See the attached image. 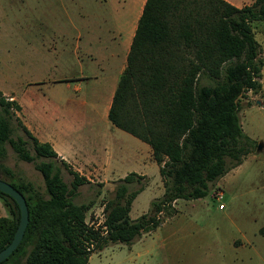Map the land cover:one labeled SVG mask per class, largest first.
Segmentation results:
<instances>
[{
    "label": "trees",
    "instance_id": "16d2710c",
    "mask_svg": "<svg viewBox=\"0 0 264 264\" xmlns=\"http://www.w3.org/2000/svg\"><path fill=\"white\" fill-rule=\"evenodd\" d=\"M261 20L264 0L241 7L227 0H146L108 118L151 146L165 192L148 213L133 220L131 205L141 189H130V183L143 176L130 172L121 178L115 196L107 200L106 237L85 224L94 201H74L87 177L35 136L14 112L19 104L0 90V160L7 144L21 160L49 159L35 163L47 195L30 181L16 179L0 162V178L24 194L29 209L21 243L0 264H87L88 239H98L97 250L109 243L131 244L172 217L174 201L206 196L211 183L240 165L257 146L244 131L239 111L248 92L262 89L264 62L252 25ZM14 118L29 139L13 136ZM59 163L73 175L70 185ZM0 199L8 210L0 216L1 251L12 241L21 211L1 190Z\"/></svg>",
    "mask_w": 264,
    "mask_h": 264
},
{
    "label": "rangeland",
    "instance_id": "374dc122",
    "mask_svg": "<svg viewBox=\"0 0 264 264\" xmlns=\"http://www.w3.org/2000/svg\"><path fill=\"white\" fill-rule=\"evenodd\" d=\"M244 1L248 4L250 0ZM113 13L101 0H0V90L17 94L29 113L27 101L39 104L49 123L53 104L63 108L66 119L79 120L93 110L96 117L103 118L102 111L92 107L105 97L123 58ZM252 25L264 62V20ZM99 32L102 44L95 42ZM99 49L97 56H91L89 51ZM96 73L101 75L98 80L85 78ZM261 82L258 93L250 91L242 98L239 111L244 131L257 144L243 162L211 183L206 196L180 201L178 214L137 241L133 250L127 244L109 243L94 255L97 264H264V64ZM13 126L14 137L29 139L16 118ZM103 126L102 121L93 131L87 126L82 132L86 141H101L103 135L97 130ZM29 148L35 154L31 141ZM40 160L49 159L21 160L7 144V155L0 162L12 169L16 179L30 181L47 195L44 178L35 168ZM59 164L63 179L70 185L73 175ZM0 176H4L1 169ZM117 184L113 189L84 184L74 201L93 200V207L97 206L115 196ZM139 186L136 183L131 189ZM219 190L223 191L220 199ZM154 192L153 186L145 188L133 205V217L151 207ZM132 251L134 261H130Z\"/></svg>",
    "mask_w": 264,
    "mask_h": 264
},
{
    "label": "crops",
    "instance_id": "0c3cea01",
    "mask_svg": "<svg viewBox=\"0 0 264 264\" xmlns=\"http://www.w3.org/2000/svg\"><path fill=\"white\" fill-rule=\"evenodd\" d=\"M227 1L239 7L247 4L244 0ZM253 1L254 0H250L248 4L252 3ZM101 2L109 4V6L112 8V11L114 12V27L120 36L119 40L116 42L118 44L117 46H119L118 51L121 55H123L118 75H115V77L111 80V85L106 89L105 97L103 99L100 98L99 100H101V102L94 104L92 107L95 109L99 108L100 111H102L103 118L99 119V117H96V112L93 114L94 110L92 109L93 111L89 113L91 115L85 116L82 119H66L63 108H61L59 105L53 104L51 110V116L53 119L51 123H49L47 119V112L40 108L39 104L32 102V100L27 101L31 110L29 113L26 110V103H23L17 94L13 92L7 93L3 92L2 90L1 91L4 95L11 96L12 99L19 104L20 109L16 112L17 117L23 122V124L40 141L49 142L58 153L60 159L64 160L81 175L87 177L89 180V182H87L88 184L97 183L104 188L113 189V185L119 183L120 179L124 178L130 172H135L139 175H142L143 177L141 181L137 180L130 183V189L132 186L136 185V183L140 184V186L135 189H141L131 205L130 217L134 220L142 214L148 213L150 211L151 207L147 211H142L136 217L131 215L134 203L142 194V192H144L147 186H153L155 191L153 198L151 199V203L153 200L159 199L164 195L165 187L163 178L160 174V165L155 161L152 148L148 143L142 141L134 135L133 137L136 139L132 138L129 136L130 133L116 127L110 120L108 121L107 118L118 80L126 66L127 55L129 53L138 21L142 14L146 0H101ZM101 35V32L95 35V42L102 44ZM115 48L117 51V47ZM99 51L100 49L89 52H91V56H97ZM114 54L112 53V56L115 57ZM100 76L101 75L96 73V75L93 74L83 77L94 78V80H98ZM75 89L79 90L80 87L76 86ZM81 104L87 107V102L85 100H82ZM101 121L104 123V126L101 128V130L99 129L97 131L101 132L103 139L93 143L86 141V136H84L82 132L85 130V128H87V126H91V128L89 127L88 130L93 131V126H97ZM91 173H93L96 178L91 176ZM182 200L189 201L192 199H177L174 201L173 206L175 207V213L171 218L178 214V204ZM94 207H96V205ZM94 207L92 206L88 212ZM0 216H7L5 206L1 199ZM165 222H167V220L164 221L163 224ZM151 233L152 232L145 233L134 240L131 244H127L130 247L129 249L133 250L137 241H141L145 235ZM114 244L124 243H112L110 245ZM105 247H103V249ZM103 249L91 254L87 264H97V260L94 261L93 259L94 255ZM167 250L169 251L168 246ZM132 253L133 255L130 257V261L135 260L136 255L134 251H132ZM140 254L141 253L138 252V256Z\"/></svg>",
    "mask_w": 264,
    "mask_h": 264
},
{
    "label": "water",
    "instance_id": "95a60500",
    "mask_svg": "<svg viewBox=\"0 0 264 264\" xmlns=\"http://www.w3.org/2000/svg\"><path fill=\"white\" fill-rule=\"evenodd\" d=\"M262 146H263L262 143L258 145L259 151L262 149ZM0 190L12 196L18 203L21 211L20 222L12 241L4 249L0 251V262H1L6 258H8L21 243L29 223V209L24 194L20 192L17 188H15L7 180L0 178Z\"/></svg>",
    "mask_w": 264,
    "mask_h": 264
},
{
    "label": "built area",
    "instance_id": "2783aa9c",
    "mask_svg": "<svg viewBox=\"0 0 264 264\" xmlns=\"http://www.w3.org/2000/svg\"><path fill=\"white\" fill-rule=\"evenodd\" d=\"M218 198L223 197V191L219 190L217 192ZM107 200H101L100 203L92 208L85 217V224L88 228L96 231L98 237H106L109 234V225L107 223ZM97 238H90L86 241V249L94 254L98 250L96 249Z\"/></svg>",
    "mask_w": 264,
    "mask_h": 264
}]
</instances>
